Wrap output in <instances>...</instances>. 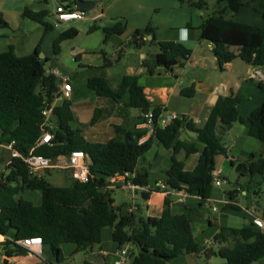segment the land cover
Masks as SVG:
<instances>
[{
	"label": "trees",
	"instance_id": "obj_1",
	"mask_svg": "<svg viewBox=\"0 0 264 264\" xmlns=\"http://www.w3.org/2000/svg\"><path fill=\"white\" fill-rule=\"evenodd\" d=\"M175 1L199 10L207 7L205 0ZM243 7L261 14L264 20V0H218L214 13L200 26L201 39L214 45L213 52L221 70L237 57L249 65L264 66V26L237 21L235 15ZM23 16L44 26V35L53 30L52 25L44 22L48 16L45 11L35 12L27 7ZM6 26L7 22L0 15V28ZM103 30L107 42L114 34L123 35L126 23L117 20ZM153 31L150 25L144 31L136 30L133 35L135 45L145 46L143 34ZM77 34L78 30L73 27L62 32L54 42V54L59 55L61 43ZM159 47V53L143 61L149 73L154 67L171 70L179 59L186 60L191 54L190 50L175 42H160ZM41 52L39 43L27 56H18L13 45L0 53V143L15 141L16 148L23 153L30 151L40 138L41 110L59 88L58 77L45 70ZM105 66H111L106 59ZM87 86L96 95L143 115L151 111L156 116L161 113L160 107L147 98L136 75H125L116 89L103 76L89 78ZM260 88L264 92V85L261 84ZM240 112L241 100L238 97L218 99L205 127L195 130L198 140L204 144L196 168L187 171L184 163L172 156V166L166 172V183L171 189L184 190L202 202L211 198L215 158L226 155V150L213 133L216 118L228 125L237 121L247 125L248 134L264 146V103L245 119ZM55 116L53 141L50 145L36 148L35 153L56 159L75 150L83 151L90 158L92 178L87 183L71 181L66 186H55L45 178L30 177L21 161L12 162L8 166L9 174H0V235L5 237L0 245L7 259L26 254V250L13 241L41 237L43 244L51 248L57 262H60L63 244H74L75 252L86 250L102 243V232L106 228L112 229V240L117 248L128 243L133 246V264H169L179 256L203 251V247L194 240L191 219L185 213H173L168 196L160 217L144 218L137 212H122L121 207L115 205L113 189L107 187V179L119 174L134 176V183L142 187L150 184L149 173L138 172L137 166L155 141L167 149L174 148V153L180 148L187 154L195 153L194 145L179 142L180 130L186 124L184 120H175L166 128H156L143 143H139L142 132L122 126H115V135L108 142L92 143L73 126L75 117L70 100L55 109ZM99 116L100 110H95L91 125L97 123ZM231 163L241 176L258 174L264 177V157L256 159L252 155L246 162ZM26 190L39 193L38 204L17 198ZM151 194L142 192V198L148 200ZM231 196L234 197L232 193ZM226 209L238 210V207L229 204ZM214 241L220 244L218 255L227 264H253L264 258V233L253 222L238 229L222 226ZM7 259L4 260L6 264Z\"/></svg>",
	"mask_w": 264,
	"mask_h": 264
},
{
	"label": "rangeland",
	"instance_id": "obj_2",
	"mask_svg": "<svg viewBox=\"0 0 264 264\" xmlns=\"http://www.w3.org/2000/svg\"><path fill=\"white\" fill-rule=\"evenodd\" d=\"M74 1L75 0H68L63 3L62 0H0V15H2L7 22L6 27L0 28V53L6 51L8 46L14 45L16 47L15 53L18 56H27L34 51L37 43H41V53L44 55L45 70L49 71L54 68L58 74L69 78V82L73 89L70 99L71 110L75 117L73 126L78 128L80 134L89 142H108L112 138L113 129L116 124H119L117 120H114V118L116 119V112L109 107V103H112L113 100L96 95V93L87 86V81L93 76L108 77L111 82L110 84H112V88L116 89L118 78L126 69L124 64L117 66L112 56L110 60L114 66H105L102 57L104 51L113 55L118 46L128 42L133 36L134 28L138 24L146 26L150 24V22H159V24L163 25L157 27V30L163 34L170 33V30L164 26L165 19L170 13H173L177 21L182 22L183 19L188 18V20L193 21L195 26H199L202 19L214 13L217 8L218 0H205L207 7L203 10L181 5L175 0H142V2L146 4V7L149 8L147 13L144 14V20L142 18V21L139 20L140 16L138 13H126L127 15H125V17L116 18V16H118L117 14H120V11L114 9L95 22L91 21L90 17L94 14L96 15L103 12L102 10L105 9V4H108L111 0H88L95 3V8L91 11H87V19L60 24L56 27L55 13L57 6ZM155 2H159L163 6L161 14H156L154 9L151 8ZM26 7H30L31 10L35 12L46 11L48 16L44 18V22L52 25L53 30L44 35V26L23 16V10ZM172 7L174 9H172ZM117 20H122L126 23V32L123 35L114 34L110 36L106 42V34L103 28L111 26ZM72 27L78 30L77 36L62 42L60 45V54L55 55L54 42L56 38L60 33ZM94 27L95 29H92ZM144 28L145 27H143V29ZM78 50H83L81 55L77 54ZM158 51L159 45L153 44L150 52L155 53ZM125 55L126 57H133L135 59L138 57L137 55L128 53ZM144 82L145 80L143 79L142 84ZM95 110H100V116L97 123L91 125L90 122L94 117ZM121 110L124 111L122 112L123 115L128 116L126 110H123V108H121ZM244 127H247V125ZM156 154L160 156L169 155L168 163L171 164L170 156L172 152L159 142L145 154L144 158L149 164L151 163L154 165ZM218 159H221V157H218ZM7 160L8 155L0 152V174H9L10 169L7 166ZM146 170L149 172V182L151 185L155 184V180H162L164 182L167 179L165 172H161L159 168L147 167ZM44 178L55 186H66L70 182L65 172L57 170H50ZM223 179L224 183L222 186H214L213 197L211 199L202 202L201 206H199V204L188 206V215L191 219L195 242L201 247H208L206 243H204L205 240L208 239L209 247L217 254L220 246L214 242L212 235L222 226L238 229L249 225V217L246 211L248 201L250 204H254V207L258 208L257 213L264 220V185L261 191H258V189L250 191L249 196L240 195L236 200L240 209L234 211L226 209L220 199L227 195V192L230 190L247 186L249 180L247 177L241 176L236 170V167L230 166L229 162L223 171ZM20 197L34 204H38L40 201V195L37 191L26 190L17 196V198ZM112 197L115 200V204L121 207L122 212H126L128 206L133 205L136 207V210L139 209L143 216L146 217V204L141 193L134 194L130 189L117 188L112 192ZM213 207H216L218 211L214 212L212 210ZM182 208L184 210L183 205ZM102 237V243L93 246L95 256L92 255L89 248L80 252H75L76 246L74 244H63L61 247L62 254L60 262H57L51 248H49V254L45 253L43 258L57 264H83V260L92 261L96 257H101V259H103V254L101 253V250H103L107 252V255L104 256L105 263L102 264H118V259L114 256L117 244L112 240V229H104ZM203 251L200 264L227 263L226 260L219 255H211L208 257ZM5 258L4 250L0 245V264H6L4 262ZM183 259L182 256H179L169 263L180 264ZM32 260L40 261L42 258L33 255ZM9 264L15 263L11 261Z\"/></svg>",
	"mask_w": 264,
	"mask_h": 264
},
{
	"label": "crops",
	"instance_id": "obj_3",
	"mask_svg": "<svg viewBox=\"0 0 264 264\" xmlns=\"http://www.w3.org/2000/svg\"><path fill=\"white\" fill-rule=\"evenodd\" d=\"M67 1L68 0H62L63 3ZM62 5H64L65 7L72 6V8H75L77 6V0ZM151 8L154 9V12L156 14H161L163 10V6L159 2L153 3ZM114 9L120 11V14H117L118 16H116V18L125 17V15H127L126 13H138L140 16L139 20L142 21V18L144 20V14L147 13L149 8L146 7V4L142 2V0H111V2L105 4V9L102 10L103 12H101V17ZM172 9L174 8L172 7ZM96 16L97 14L92 15L90 17V20L94 22L97 21L94 19ZM204 19H202L201 24ZM235 19L246 24H260L264 26V20L262 19L261 14H258L251 8L247 7L241 8L235 15ZM201 24L199 26H195L193 21L188 20V18L183 19L182 22L177 21V19H175V17L173 16V13H170V15H167L164 24V26L170 30V33L163 34L159 32L157 30V27H161L160 25H163L159 24V22H150V24H145L146 26L138 24L134 28V33L136 30L144 31L148 25H150L154 29V31L149 34H143L142 38L147 43L145 46H136L134 43V38L132 36L128 40V42H125L123 45L118 46L113 55H110L105 51L102 55L104 63L106 59L111 63V67L114 66V64L110 60L111 56L114 57L117 66L124 64L126 71L119 76L117 82L118 84L116 86L117 88L120 86L122 78L125 75L138 76L139 83L141 86H143L147 98L155 106L160 107L161 114L175 112L179 114V120L185 121L186 124L181 128L179 133V142L194 145L197 149L195 153L191 154H187V152L183 148H180L176 153H174V148L168 149L172 152L170 156L171 164L168 163L169 155L160 156L159 154H156L154 165L151 163L149 164V162L143 157L138 163V172L149 173L146 170L147 167H156L159 168L161 172H165L166 174V172L172 166L173 155L178 161L184 163L185 170H194L204 149V144H202L198 140V134L195 130L203 129L205 127L212 114L214 106L220 97H238L241 100L240 115L244 119L249 117V115L255 109H257L264 103V92L260 88V85L264 84L261 83L260 76L257 75V72H260V74L264 75V66H252L244 62L240 57H237L232 62L228 63L225 66L224 70H221L218 64V60L213 52L214 45L209 41L201 39ZM143 27L145 28L143 29ZM160 42L179 43L184 48L190 50L191 54L186 60L179 59L177 64H175L171 70H167L164 67H154L152 68V72L149 73L148 70L143 66V61L144 59L150 58L152 55L160 52V47L158 52H150L151 46L153 44L159 45ZM38 44L39 43H37L36 46ZM14 48L16 52V47L14 46ZM234 51L237 53L236 50ZM82 52L83 50H78L77 54L81 55ZM126 53L137 55L138 57L136 59L133 57H126ZM53 70L54 68L52 70H49L48 72H51ZM106 79L109 81V83H111L108 77ZM143 79L145 80V82L142 84ZM110 85L112 86V84ZM191 89H193V91ZM184 90L186 92H184L183 94L182 92ZM113 102L109 103V107L114 112H116V119L114 118V120H117L119 122V124H116V126H122L125 129L131 131L136 130L138 132H142L143 135L140 138L139 143H143L151 135H153L154 130L144 124L146 118L143 114H141L140 111L128 109L125 108L122 104ZM121 108L128 112V116L122 114V112L124 111H122ZM194 120H196L197 122L193 123ZM244 126L245 125H243L240 121L232 123L231 126H225L223 125V122L220 120V118H216L215 120L213 133L218 142L226 150V155H218L215 158V169L221 171L222 178L223 171L226 168L228 162L230 163V166L234 167L231 162H246L251 159L252 155H255L256 159L264 157L263 144L256 138L249 135L248 128ZM114 134L115 129H113L112 137L114 136ZM157 142L158 141H155L153 143L152 148L156 145ZM218 157H221V159H218ZM245 177H247L249 180L248 185L245 186L246 188L243 186L239 187L238 189L230 190L227 192V195L223 196V198L220 199V201H222L225 205V208H227V205L233 204L238 207V209H240V206L236 201L240 195L249 196V192L253 189H258V191L262 190V186L264 185L263 176L256 174L254 176ZM162 182V180H155V184ZM166 182L167 179L163 183ZM70 183L71 180L67 185H69ZM138 193H141L142 195L141 191H136L134 194ZM231 193L234 197L231 196ZM166 196L167 195L162 191L153 192L148 200H144L147 209L146 217L143 216L139 209H137L135 212H137V215H141L144 218L160 217L165 209ZM212 197L213 193L211 195V198ZM167 201L170 204L171 211L175 214L185 213L188 215V206L197 204H199V206L202 205V200L199 197L190 196L184 190L169 195ZM182 205L184 207V210L182 208ZM246 211L247 216L249 217L250 224L251 222H253V219L255 217L263 220L257 213L258 208L254 207V204H250L249 201L248 206L246 207ZM218 232L219 230H217L212 235L213 239L215 237V234ZM4 239L5 237L0 235V242L4 241ZM204 243H206L208 247H203V252H205L208 257L211 255H218L212 250V248L209 247L208 239H206ZM215 243L220 246L219 243ZM49 248V246L43 244L41 249L42 260L40 261L32 260V256L35 254L28 253L27 251L25 255L14 256L8 259L5 256V259L8 260V264L11 261H14L15 264H57L43 258L45 253L49 254ZM89 249L91 250L92 255L95 256L93 252V246ZM101 253L103 254V259H101V257H96L92 261L83 260V264L105 263L104 256L107 255V252L101 250ZM201 254L202 252L198 254L194 253L182 255L184 259L180 264H200V261L202 260ZM254 263L264 264V258Z\"/></svg>",
	"mask_w": 264,
	"mask_h": 264
},
{
	"label": "built area",
	"instance_id": "obj_4",
	"mask_svg": "<svg viewBox=\"0 0 264 264\" xmlns=\"http://www.w3.org/2000/svg\"><path fill=\"white\" fill-rule=\"evenodd\" d=\"M56 24H65L69 22L85 20L88 18L87 11L79 9L77 6L75 8H67L64 5H59L56 8ZM102 13H98L94 18L95 20L100 19ZM50 73L54 74L59 79V88L54 93V96L51 101H48L44 104L41 115L42 122L40 124L41 136L37 140L36 145L30 149L27 153L21 152L16 148L15 141L8 143H0V152H3L8 155L7 166L11 165L14 161H21L25 164L28 169L29 175L32 178H44V176L50 170H57L65 172L68 175L69 180L78 181L80 183H87L92 178L89 169L90 158L89 156L80 150H75L69 154H63L58 156L56 159H50L43 155L36 154L35 149L44 145H50L54 139L53 129L56 126V116L55 109L61 105L64 101L70 100L72 97V86L69 82L67 76L58 74L57 71L53 70ZM257 75L260 76L261 83L264 84V75L257 72ZM144 117L146 121L144 124L155 130L156 128H166L173 121L179 120V114L175 112L171 113H160L156 116L152 111L148 114H145ZM197 121L194 120L193 123ZM213 176V185L216 187L222 186L224 183L223 178L221 177V171L215 169L212 172ZM108 189H117V188H127L132 190L134 193L136 191L149 192L153 193L156 191H162L167 196L180 192L179 190L171 189L167 183H156L148 184L146 186H139L134 183V176H128L124 174H119L114 177L107 179ZM186 192V191H185ZM187 193V192H186ZM188 194V193H187ZM128 212L133 213L136 211V207L128 206ZM214 212L218 211L216 207H213ZM253 223L262 230L264 233V222L258 217L253 219ZM15 245L25 249L28 253L35 254L41 257L43 241L41 237L25 238L21 240L13 241ZM215 242V241H214ZM133 246L128 243L120 248H117L114 252V256L118 259V264H133Z\"/></svg>",
	"mask_w": 264,
	"mask_h": 264
},
{
	"label": "water",
	"instance_id": "obj_5",
	"mask_svg": "<svg viewBox=\"0 0 264 264\" xmlns=\"http://www.w3.org/2000/svg\"><path fill=\"white\" fill-rule=\"evenodd\" d=\"M77 7L79 9H83L86 11H91L95 8V3L92 1H88V0H77ZM40 58H44V55L41 53L40 54ZM223 125L228 126V124L223 123ZM231 126V124L229 125Z\"/></svg>",
	"mask_w": 264,
	"mask_h": 264
}]
</instances>
